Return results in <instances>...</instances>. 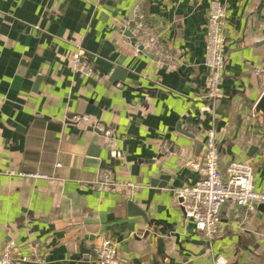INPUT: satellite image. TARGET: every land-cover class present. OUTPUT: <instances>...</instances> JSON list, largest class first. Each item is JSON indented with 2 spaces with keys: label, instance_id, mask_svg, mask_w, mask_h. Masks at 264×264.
Here are the masks:
<instances>
[{
  "label": "crops",
  "instance_id": "0c3cea01",
  "mask_svg": "<svg viewBox=\"0 0 264 264\" xmlns=\"http://www.w3.org/2000/svg\"><path fill=\"white\" fill-rule=\"evenodd\" d=\"M212 0H0V255L39 243L43 262L96 264L105 238L119 264H264V208L227 203L210 245L186 221L173 190L199 175L213 133L219 167L248 163L264 193V116L255 68L264 67V0H218L226 8V63L217 97L202 99L206 16ZM141 3L175 57L167 66L137 54L118 21ZM90 62V77L72 71L70 55ZM122 80L111 78L116 69ZM86 115L111 131L112 145ZM169 147L162 153L161 146ZM59 164V167H56ZM135 182L138 192L96 191L101 169ZM8 171L47 179L8 176ZM132 201L147 220L129 212Z\"/></svg>",
  "mask_w": 264,
  "mask_h": 264
},
{
  "label": "built area",
  "instance_id": "2783aa9c",
  "mask_svg": "<svg viewBox=\"0 0 264 264\" xmlns=\"http://www.w3.org/2000/svg\"><path fill=\"white\" fill-rule=\"evenodd\" d=\"M226 24V8L218 0L210 2L206 16V38L203 66L207 77L202 96L204 101H212L217 97V90L222 83L226 56L224 26ZM119 30L137 54L151 55L167 66L175 65V57L169 53L162 40V32L149 25L143 12L141 3L131 10L129 19L118 21ZM72 71L90 77L94 70L89 61L83 59L79 51L70 55ZM259 87L264 92V67L255 68ZM70 122L76 125H88L112 145L111 131L86 115H74ZM162 153H168L166 144L161 146ZM185 167L199 175L198 180L189 186L176 188L173 195L176 206L182 211L186 221L193 224L197 234L209 245L215 239L220 223L221 208L229 203L237 210L245 209L252 212L257 205L264 208V193L255 189L254 173L252 167L242 161H231L225 173L219 167V156L214 143L212 132L207 134L204 154L200 161L188 160ZM56 164V167H59ZM8 176H17L28 179H47L41 174L8 171ZM96 191L115 193L122 190L127 193L129 200L138 192V185L130 180H118L114 173L108 169H101L97 180L92 186ZM15 242L8 241L0 255V264H26L43 262L39 243H29L23 247V252L17 257L14 250ZM96 264H119L117 258V245L109 238L101 241L95 249ZM215 264H227L226 258L217 256Z\"/></svg>",
  "mask_w": 264,
  "mask_h": 264
},
{
  "label": "water",
  "instance_id": "95a60500",
  "mask_svg": "<svg viewBox=\"0 0 264 264\" xmlns=\"http://www.w3.org/2000/svg\"><path fill=\"white\" fill-rule=\"evenodd\" d=\"M111 78H115L116 80H118V79L122 80L123 71H121L120 69L116 68L112 72ZM253 111H254L255 114H262L264 116V92L262 93L260 99L258 100L256 105L254 106ZM127 207L129 209L130 214L141 216V217L144 218V220H147L146 214L143 213L142 211H140L132 201L128 202Z\"/></svg>",
  "mask_w": 264,
  "mask_h": 264
}]
</instances>
